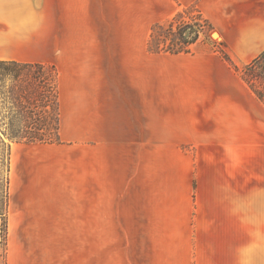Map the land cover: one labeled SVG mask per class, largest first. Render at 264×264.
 Masks as SVG:
<instances>
[{"label": "rangeland", "instance_id": "rangeland-1", "mask_svg": "<svg viewBox=\"0 0 264 264\" xmlns=\"http://www.w3.org/2000/svg\"><path fill=\"white\" fill-rule=\"evenodd\" d=\"M83 14L80 70L68 69L60 50L41 60L58 75L59 136L82 111L89 117L74 125L79 143L100 136L98 232L57 237L53 259L264 264V104L240 79L246 64L212 26L187 55L152 52L178 23L204 21L194 8L172 13L155 2L96 0ZM78 75L94 82L77 84ZM109 130L114 137L104 138ZM13 144L0 132L3 250Z\"/></svg>", "mask_w": 264, "mask_h": 264}, {"label": "crops", "instance_id": "crops-1", "mask_svg": "<svg viewBox=\"0 0 264 264\" xmlns=\"http://www.w3.org/2000/svg\"><path fill=\"white\" fill-rule=\"evenodd\" d=\"M95 1L0 0V61L48 65L41 60V53L60 50L61 59L70 61L68 69L76 66L80 70V60L87 59L84 48L88 42L78 35L77 20ZM142 1L145 5L155 2L172 13L194 8L218 31L228 53L244 64L264 52V0ZM61 26L64 31L59 30ZM78 79L77 84L94 82L85 75ZM85 106L82 103L75 108L82 111ZM86 113L73 114L67 121L69 129L61 125V144L12 145L7 237L3 250L0 235V264H68L66 256L53 259L57 237L97 234L100 136L97 132L91 145L84 147L79 138L82 131L74 126L88 119ZM107 134L103 137H114L110 130ZM74 264H94V259Z\"/></svg>", "mask_w": 264, "mask_h": 264}, {"label": "trees", "instance_id": "trees-1", "mask_svg": "<svg viewBox=\"0 0 264 264\" xmlns=\"http://www.w3.org/2000/svg\"><path fill=\"white\" fill-rule=\"evenodd\" d=\"M206 28L211 26L205 20L178 23L170 39H157L156 50L152 52L187 55ZM155 29L160 31L163 27ZM225 61L229 62L226 56ZM240 79L264 104V52L243 67ZM60 116L58 75L53 66L0 61V132L9 142L60 144ZM5 233L4 223L3 242Z\"/></svg>", "mask_w": 264, "mask_h": 264}, {"label": "bare ground", "instance_id": "bare-ground-1", "mask_svg": "<svg viewBox=\"0 0 264 264\" xmlns=\"http://www.w3.org/2000/svg\"><path fill=\"white\" fill-rule=\"evenodd\" d=\"M215 35H216V34H214L212 37H213V38H216ZM216 36H217V35H216Z\"/></svg>", "mask_w": 264, "mask_h": 264}, {"label": "water", "instance_id": "water-1", "mask_svg": "<svg viewBox=\"0 0 264 264\" xmlns=\"http://www.w3.org/2000/svg\"><path fill=\"white\" fill-rule=\"evenodd\" d=\"M215 33L212 34V36L214 35Z\"/></svg>", "mask_w": 264, "mask_h": 264}]
</instances>
